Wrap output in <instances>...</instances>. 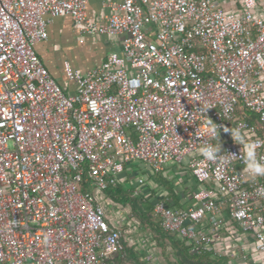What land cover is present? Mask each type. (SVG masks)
<instances>
[{"label": "built area", "instance_id": "built-area-1", "mask_svg": "<svg viewBox=\"0 0 264 264\" xmlns=\"http://www.w3.org/2000/svg\"><path fill=\"white\" fill-rule=\"evenodd\" d=\"M87 4L0 0V264H115L124 231L108 223L97 196L135 163L154 174L185 163L205 186L193 206L158 200L151 210L190 253L209 250L212 237L198 225L218 229L224 213L264 254V177L245 174L242 146L230 135L240 128L264 162V20L256 1L241 0L233 14L214 0H114L103 22L88 18ZM61 16L81 36L121 39L119 53L85 73L65 67L73 93L34 48ZM205 107L227 161L200 153L216 143L204 134Z\"/></svg>", "mask_w": 264, "mask_h": 264}, {"label": "crops", "instance_id": "crops-1", "mask_svg": "<svg viewBox=\"0 0 264 264\" xmlns=\"http://www.w3.org/2000/svg\"><path fill=\"white\" fill-rule=\"evenodd\" d=\"M111 1L114 0H88L86 9L88 18L95 22H103L105 16L109 14V10L105 5ZM214 1L227 13L239 14L241 10V0ZM255 1L254 14L264 20V0ZM120 40L118 36H81L71 19L67 16H61L55 18L47 26V39L37 43L34 48L52 78L66 93H73L76 85L65 75L64 68L70 66L62 54L64 52L63 50L72 52V55H75L72 58V66L77 72L83 74L87 70L100 65L108 54L119 53L121 49ZM93 54H95L94 56L97 55L94 62L91 60L94 57ZM84 62L87 63L85 66L75 68L79 63ZM150 174L154 173L147 170L146 175L149 176ZM158 174L172 181V186L175 187L178 205L173 207V209L187 208L195 205V201L193 200L194 191L202 190L205 187L204 185H197L195 183L185 163L180 165L170 163ZM141 179L143 180V178ZM152 183L153 180L146 182L147 187L151 188L149 192L153 188H156L155 185L151 187ZM158 200H162L165 203L168 202L166 197H163V199L159 198ZM169 202L173 206L170 198ZM106 216L110 222L116 225L123 224L126 221L119 214L118 210L112 214L106 213ZM219 218L222 220V225L218 229H214L207 220H204L198 225V228L204 230L212 237L208 251L214 256L224 259L225 264H264V254H259L254 251L252 237L243 234L232 221L224 216V213ZM150 240L149 234L146 236L142 235L138 230L133 228L127 231V235H124L122 251L130 248L139 257L140 254L144 255V261L146 263L155 261L156 257L154 255V249L150 248L152 245ZM122 251L111 256L110 261L115 264L122 263L124 260L122 259ZM242 257H245V259H242Z\"/></svg>", "mask_w": 264, "mask_h": 264}, {"label": "trees", "instance_id": "trees-1", "mask_svg": "<svg viewBox=\"0 0 264 264\" xmlns=\"http://www.w3.org/2000/svg\"><path fill=\"white\" fill-rule=\"evenodd\" d=\"M238 113L240 117L248 119L252 122H255V117L252 114H249L243 110H238ZM140 164L135 163L131 165V167L127 170H125L122 174H120L117 182L112 185L108 186L100 195L97 196L98 201L102 205L104 211L106 213H115L118 210L119 204H125L127 202V195L130 193L133 195L134 200L139 201V204L142 206L141 214L143 216H146L148 221H152V228L154 231H156L158 234L167 236L170 241L174 243V245L178 249L179 253V260H176L175 263L178 264H225L224 259L219 258L217 256H214L209 251H204L199 254L190 253L189 252V242L177 235L165 232L160 227L158 220L155 219L152 214V206L154 205V202L156 200L163 199V197H166L168 199V202L166 203L168 207L173 208L178 205L177 197L175 195L176 190L172 186V181L167 180L164 178L161 174H150L149 176L146 175L145 170H141ZM143 178V183L139 184L138 179ZM155 180L159 184H163L165 186L164 190L160 193L157 191H150L147 187L146 182L148 180ZM141 190V192L136 193V191ZM147 191V192H146ZM136 193V194H135ZM147 193V194H146ZM143 194L146 196H143ZM151 196V197H150ZM147 197H150L148 200ZM169 198L173 203V206H171L169 202ZM134 200L132 201L133 205ZM108 223L110 225H115L110 220H108ZM130 223V224H129ZM134 226L131 221H125L122 224V231L124 233L126 231H130ZM122 259L125 255H133L135 260L138 262L137 264H148L144 261V255L140 254V257L136 255V253L130 249L127 248L126 250L122 251L121 253ZM125 254V255H124ZM124 261V260H123ZM120 264H127V263H120ZM174 264V263H173Z\"/></svg>", "mask_w": 264, "mask_h": 264}, {"label": "rangeland", "instance_id": "rangeland-1", "mask_svg": "<svg viewBox=\"0 0 264 264\" xmlns=\"http://www.w3.org/2000/svg\"><path fill=\"white\" fill-rule=\"evenodd\" d=\"M63 51L64 52L62 54H63L66 62L69 64V66H70L69 68L72 71L77 72V70H75L74 67L72 66V64H73L72 58H74L75 55H72V52H67L66 50H63ZM94 55L95 54H93V56ZM84 56H85V54H84ZM95 58H97V55L92 57L91 60L94 62ZM86 64H87L86 62L79 63L77 66H75V68L76 69L81 68V67L85 66ZM139 166H140L141 170H145V171L148 170L149 171V168L147 166H145L143 164H140ZM158 184L159 183H157L153 179V183L151 184L152 185L151 187H153L155 185L156 188H153V191H157L160 193L161 191L164 190L165 186L163 184H159V186H157ZM149 189H151V188H149ZM138 192L139 191H136V193H138ZM143 196H145V195L143 194ZM150 197H147V199L149 200ZM127 199L128 200L125 204L121 203L117 206L118 212L122 217H124L126 219V221H131V223L134 225L132 227L135 228V230H138L140 234L145 235V236L147 234L150 235V239H151L150 243H152L150 248L154 249V255H155L156 259H155V261L153 260V261L149 262L148 264H171V263H175L176 260H179V253H178L177 247L174 245V243L172 241H170V239H168L167 236L160 235L156 231H154V229L152 228L153 222L148 221L146 216H143L141 214L142 206L139 204V201L136 200V198L134 200L133 195L130 193L127 195ZM133 200H134L135 205H133V203H132ZM124 235H127V231L124 233ZM123 259H124L123 262L127 263V264H137L138 263L135 260L133 255L128 256V254H127L124 256Z\"/></svg>", "mask_w": 264, "mask_h": 264}, {"label": "clouds", "instance_id": "clouds-1", "mask_svg": "<svg viewBox=\"0 0 264 264\" xmlns=\"http://www.w3.org/2000/svg\"><path fill=\"white\" fill-rule=\"evenodd\" d=\"M208 108L199 109V114L202 118L208 122L207 129L205 131V135H207L211 140H215V144L205 142L203 146L200 148L201 155L209 161H216L217 159H223L225 161L228 160L230 155L220 156L221 147L217 142L218 138V129L215 124H213L209 119L205 118L204 113ZM230 135L233 140L237 143V145L242 146L243 149V163L245 164V174L251 178L256 179L257 177H264V162H261L257 157V147L259 146L257 142L245 139L243 133L240 128L234 129L230 131ZM260 195H264V188L258 189Z\"/></svg>", "mask_w": 264, "mask_h": 264}]
</instances>
